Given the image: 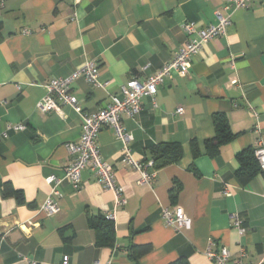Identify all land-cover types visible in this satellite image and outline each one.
Returning <instances> with one entry per match:
<instances>
[{
  "label": "crops",
  "instance_id": "obj_1",
  "mask_svg": "<svg viewBox=\"0 0 264 264\" xmlns=\"http://www.w3.org/2000/svg\"><path fill=\"white\" fill-rule=\"evenodd\" d=\"M225 4L6 0L0 5V136L7 124L28 127L0 140V264H63L66 256L69 264H170L182 258L215 264L208 251L223 248L230 252L227 264H264V172L245 185L236 176L237 155L264 145V0L234 11L226 35L203 47L187 75L173 73L154 97L143 98L136 117H122L137 161H153L148 148L161 143L181 144L182 160L161 170L147 166L145 172L154 177L142 183L143 172L121 162L123 145L115 130L104 128L101 154L113 167L125 202L118 203L86 169L79 191L66 180L60 183L56 214L42 211L51 193L46 179H64L72 159L68 145L78 142L82 131L70 106H63V116L39 111L45 85L94 61L100 80L111 83L108 90L80 79L72 94L84 111L101 110L109 94H119L129 80L145 81L172 61L188 41L186 24L200 29L215 24ZM215 115L227 117L236 137L218 157L195 158L191 142L204 152L205 142L216 135ZM176 208L192 219L190 230L179 233L165 225L163 209ZM100 214L115 225L114 248L96 245L88 215ZM235 215L243 221V234L234 227ZM139 249L147 251L135 262L130 253Z\"/></svg>",
  "mask_w": 264,
  "mask_h": 264
},
{
  "label": "built area",
  "instance_id": "obj_2",
  "mask_svg": "<svg viewBox=\"0 0 264 264\" xmlns=\"http://www.w3.org/2000/svg\"><path fill=\"white\" fill-rule=\"evenodd\" d=\"M6 0H0L3 5ZM224 13H216V23L207 28H198L195 24L185 25V31L188 35V41L184 47L179 49L171 62L164 65L157 73L151 75L147 80L140 81L136 77L129 80L121 86L119 94H109L108 105L96 112H86L81 107L78 99L72 94V84L77 80L84 79L93 88L108 90L110 82L100 80L99 65L94 62H88L80 66L71 76L63 79H52L46 85V95L38 103V109L46 114L55 112L61 116L64 115L63 106H70L80 117L82 122L81 137L78 142L68 145L70 156L72 157L69 165L66 167L64 179L54 176L46 179L51 185V193L47 199L42 211L47 216L56 214L59 209L54 199L59 195L58 186L63 180L69 182L75 191L82 188V174L86 169L93 171L98 181L106 189L112 191L118 203H124L122 198V188L119 187L115 179L113 167L107 163L101 154L99 138L104 128L115 130L116 139L123 145L121 162L127 167H131L143 172L142 183H150L154 176L145 172L147 166L153 167V161L147 164L137 161L128 148L132 136L126 132L122 117H136L142 111V100L145 97H154L158 93L159 87L167 78H172L173 73L185 76L192 68L195 56L210 41L226 35L228 27L232 24V14L239 9H247L253 0H225ZM30 33V31H26ZM236 85L237 81H232ZM177 113L182 115L184 108L180 107ZM28 129L25 123L7 124L5 130L0 136V140L8 139L11 133L24 132ZM255 156L261 171L264 172V145L255 149ZM226 196H231L228 190L224 191ZM163 221L166 226L173 228L181 233L183 230L192 228V219L186 215L181 208L163 209ZM243 221L239 215L234 216V227L240 233H244ZM208 255L215 264H227L230 258V252L223 248L219 253L208 251ZM63 264H69V257H64ZM94 264H101L96 262ZM105 264H116L114 260H109Z\"/></svg>",
  "mask_w": 264,
  "mask_h": 264
},
{
  "label": "trees",
  "instance_id": "obj_3",
  "mask_svg": "<svg viewBox=\"0 0 264 264\" xmlns=\"http://www.w3.org/2000/svg\"><path fill=\"white\" fill-rule=\"evenodd\" d=\"M214 126L216 135L214 138L207 140L204 144L205 150L202 152L198 144L193 140L191 142L192 152L195 158L205 154L211 158H216L220 155L221 148L232 142L236 135L232 132L228 119L224 115L214 116ZM153 159V167L156 170H161L169 165L178 163L182 160L184 149L179 143H161L148 148ZM237 161L240 168L236 173L237 178L245 185L252 180L261 170L255 156L254 149H247L237 155ZM173 192H175L173 190ZM175 197V194H174ZM17 199L20 203L24 202L22 194H17ZM88 224L96 235V245L99 247L114 248L116 246V229L114 223L107 219L104 215H88ZM134 246L130 249L133 251ZM147 249H139L136 252L130 253V258L135 262L138 261ZM170 264H188L186 259H179Z\"/></svg>",
  "mask_w": 264,
  "mask_h": 264
}]
</instances>
